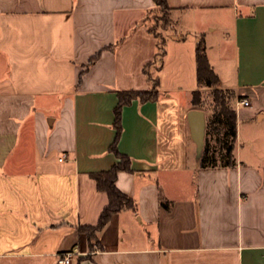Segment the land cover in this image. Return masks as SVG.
Masks as SVG:
<instances>
[{"label": "crops", "instance_id": "crops-1", "mask_svg": "<svg viewBox=\"0 0 264 264\" xmlns=\"http://www.w3.org/2000/svg\"><path fill=\"white\" fill-rule=\"evenodd\" d=\"M167 1L166 54L149 68L160 95L121 114L118 148L136 171L116 183L137 209L112 214L91 250L79 227L97 224L108 195L90 172L118 161V91L152 87L154 0H0V264H55L72 248L70 264H264V0ZM218 31L228 39L214 43ZM201 39L236 93L234 166L195 157L187 114L208 118L192 97L211 89L197 81Z\"/></svg>", "mask_w": 264, "mask_h": 264}, {"label": "trees", "instance_id": "trees-1", "mask_svg": "<svg viewBox=\"0 0 264 264\" xmlns=\"http://www.w3.org/2000/svg\"><path fill=\"white\" fill-rule=\"evenodd\" d=\"M154 3V8L150 11L153 14L151 20L155 19L156 24L162 21L161 26L163 29L171 27L173 24L172 7L168 1L154 0ZM148 31L157 38L155 59L145 66V72L152 83V87L143 90L129 89L118 91V103L114 108L115 119L113 122L116 136L109 146V150L115 154L118 161L109 169L90 172V176L96 181L97 188L100 191H105L108 195V203L104 206L97 224H85L79 227V230L86 234L91 250L103 249L99 234L109 223L112 214L123 209H131L132 211L137 209L136 200L122 191L116 183L120 171H136L132 166L131 157L119 150L118 140L122 132L121 114L123 106L131 103L134 99L140 101L155 100L160 95L158 90L160 78L159 76H153L149 68L154 63L158 67L161 66L166 54V35L161 31H157L156 26L152 24L148 25ZM114 46L115 44H109L106 48L112 49ZM97 56V54L92 56L89 63L94 62ZM196 63L199 86L211 87L213 95V108L207 118V136L200 162L201 167L234 166L236 164L234 149L237 140V113L233 100L236 93L234 90L219 87V77L209 62L203 39L200 40L196 49ZM192 101L195 105L206 108L204 91L200 89L194 90ZM161 204L167 208L171 207L170 202L165 200L163 196L161 197Z\"/></svg>", "mask_w": 264, "mask_h": 264}, {"label": "water", "instance_id": "water-1", "mask_svg": "<svg viewBox=\"0 0 264 264\" xmlns=\"http://www.w3.org/2000/svg\"><path fill=\"white\" fill-rule=\"evenodd\" d=\"M191 137L196 144V160L201 161L207 135V115L201 108H192L187 114Z\"/></svg>", "mask_w": 264, "mask_h": 264}, {"label": "rangeland", "instance_id": "rangeland-1", "mask_svg": "<svg viewBox=\"0 0 264 264\" xmlns=\"http://www.w3.org/2000/svg\"><path fill=\"white\" fill-rule=\"evenodd\" d=\"M153 15V14H152ZM212 18H213V15H212ZM212 20H215L216 21V23H217V19H212ZM198 20H196V19H191V20H189V19H187V20H184L183 21V23H182V25H184L185 27H188V28H185V29H189V30H192V29H196V28H199V29H205V31L206 30H208V27L209 26H207V25H205L204 27L202 26V25H204V24H202V25H198V22H197ZM205 21H206V19H205ZM150 22H152L151 24L152 25H154V26H156V30L157 31H161L162 33H166V31L167 30H165V29H163L162 28V26H161V24H162V21H160L159 22V24H156L155 23V19H153V20H150ZM211 25H216L215 24V22H212V24ZM225 33V32H224ZM220 34V31H218V32H215L214 34H212V37H213V41H214V43L215 42H219V39L220 38H225V39H228V37H226V36H228L229 35V32L227 31V33H225L224 35L222 34V35H219ZM203 36V35H202ZM189 37H192V35H190ZM198 40V39H197ZM217 53L219 54V52H213V56H214V58L216 57L217 58ZM227 53V52H226ZM215 58V59H216ZM151 68V67H150ZM187 82H185V84H189L190 83V77H189V79L187 78V80H186ZM204 96H205V105H206V109H207V111H208V113H209V115L211 114V112H212V108H213V102H212V99H213V95H212V89H210L209 91H207V92H205L204 93Z\"/></svg>", "mask_w": 264, "mask_h": 264}, {"label": "built area", "instance_id": "built-area-1", "mask_svg": "<svg viewBox=\"0 0 264 264\" xmlns=\"http://www.w3.org/2000/svg\"><path fill=\"white\" fill-rule=\"evenodd\" d=\"M238 105H249V99L243 98L238 101ZM77 253V249L72 248L58 253L55 264H70Z\"/></svg>", "mask_w": 264, "mask_h": 264}]
</instances>
